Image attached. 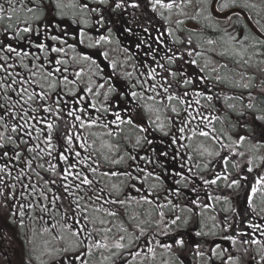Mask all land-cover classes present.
Returning a JSON list of instances; mask_svg holds the SVG:
<instances>
[{
	"label": "snow or ice",
	"instance_id": "1",
	"mask_svg": "<svg viewBox=\"0 0 264 264\" xmlns=\"http://www.w3.org/2000/svg\"><path fill=\"white\" fill-rule=\"evenodd\" d=\"M19 6L24 8L25 5L23 0H17ZM8 7L5 8L3 3H0V20L12 19V14L15 13L16 7L13 6L12 0H7ZM191 0H147V7H149L152 12L158 13L162 18L165 17V12L171 13L173 9L179 10L183 13V6L185 4H190ZM198 3L202 5L201 11L215 10L218 12H226L228 9L235 6L236 0H198ZM219 4L217 9L216 5ZM30 7H26L27 12L33 14L35 20H41L44 14H50L52 18L56 16L63 17L67 15L65 12L66 8H72L73 15H78L79 13H84L88 16H94L95 22L93 25V31L99 28H104V34H97L95 37L88 34L84 28L77 30L73 39L76 43L69 44L67 41V31L64 29L60 30L59 34L49 33L47 37H44V34L40 31L39 27L33 28L30 25L22 29L24 33H30L33 35L40 36L42 42L35 43L34 47L39 51L40 54H34L31 51L33 45L30 43L28 49L19 48L13 46L12 44H5L3 41H0V94H2V100H0V128L4 129V133L11 131V133L16 134L8 135L7 141L15 145L12 157H9L8 152L0 153V156L12 159L14 157L15 161L21 162V156L23 153H28L29 155L24 157L22 160L23 167L19 168L15 180L20 183L21 188L26 191H21L19 195L23 198L26 195L32 197L25 205H19L17 211L9 213L10 217H16V220H13L12 223H16L17 227H24V217H25V207L28 211L34 212L37 209L38 218L43 219V216L40 214L47 213L55 222L51 227H45L44 232L49 231H58L63 230L68 232L72 237L77 240V247L79 243L84 244V256H89L92 254L93 249L100 250L106 249L110 250L112 248L117 250H123L127 247H130L135 241L139 240L141 236H144V229L140 228L139 225L135 227L139 229V235L133 236L129 234L125 236L120 234L118 238L113 239L112 243L109 244L110 236L114 227H117L109 219L102 218L101 214L104 217L115 218L119 215L118 209H124L132 201L137 203L143 202L146 204H152L153 199H149L147 195H140V199L136 200V197L131 196L129 193L123 192L122 184H111L100 186V181L96 180L95 177H123L127 180H136L139 181L140 187H137L136 184H130L128 187L132 188L138 194L141 193L144 188L145 183L151 177L157 184H153L151 189H154L158 186L159 183L163 182V177L161 173L167 175H175L179 177L174 181L175 185H180L182 182L189 180V177L185 176L183 171L169 170L168 168L161 166V172L146 171L144 168L137 167V175H133L131 171L125 169L122 172L115 170L108 171H99V161L94 160L93 157L88 155H82L81 151H76V148L84 150L87 152L92 145L88 142V137L84 135L82 130L91 129L93 127H100L106 129L107 131L103 135H118L122 129L119 128V125L127 124L132 126L134 129H138L139 132L147 133L148 128L144 127L140 123H136L137 118L143 119L140 113L136 112V109L140 108V104L137 102L138 97L143 98L144 92L147 91L151 95L147 96V99L158 103L165 107V109H170L172 113H175L176 116H180V111L173 103V101L178 102L181 105L188 104V107H191V104L188 102L187 97L189 96V91L187 90L188 86L195 83V79L190 77L183 68H177L176 70L168 69L171 76V80L166 77H161L163 82L156 81V69L152 68L147 72V76L150 78L145 79L143 76L137 78V83L131 85L133 88H140L141 92L125 90L120 92L117 88L112 85L111 81L114 78L116 73L117 64L113 61L110 65L112 69V74L104 79L103 83L95 84L97 89L105 88L107 84V90L104 95V99L108 100V94H116V100L112 102V105L109 107H101L97 109L101 115H87L88 109L82 108L79 106V103L82 102L85 97H77L76 91L79 90V84L82 83L81 76L85 73V68L83 66L77 67V65H82L84 62L88 64V68L96 67L97 71L94 75L99 76L102 71L99 68V65L92 55H89L87 52H82L71 57H67V51L71 50L72 52L76 51L77 44L83 45L86 41H91L87 47L96 48L103 44H108L111 42V26L104 27L107 23L105 19V11L115 13L117 10L124 11L128 8L139 9L141 7L139 0H95V5L90 6L89 0H73V3L66 4L65 0H28ZM211 16V11L209 12V17ZM208 18V17H206ZM226 19L229 24L232 23L231 17L226 16ZM239 19V18H237ZM79 23L80 21H75ZM85 25L88 24L87 20H84ZM181 23V21H177ZM257 24H260V21H256ZM53 28H59V25H51ZM11 27L9 24L5 28V35H7V28ZM127 31L131 32L132 28L128 27ZM170 32V30H169ZM258 35L248 36L245 35L242 40L237 41L241 45V49L232 52L234 56L243 57L247 52V48L244 47L245 41H252L251 47L256 48L257 46L264 47V26H261L258 29ZM16 39L20 37L15 36ZM229 39L236 41V36L229 34ZM56 42V43H50ZM187 43L191 44L192 41L188 40ZM209 45H213L216 41L209 39L207 41ZM126 51V50H125ZM227 50L221 52L220 55H227ZM264 54V53H262ZM97 55L103 56L107 59V52L100 51ZM187 55L191 57L193 52L187 51L180 54L179 57L175 55L167 57L169 64H175L176 60L183 59V56ZM196 55H200L199 52ZM131 58V57H129ZM69 60L72 61V65L69 64ZM190 64H196V60H190ZM243 63L248 64V60H243ZM161 68H164V65H160ZM226 67V65H222ZM19 69V70H17ZM216 69H213L215 71ZM203 72V69H200ZM70 75L73 77L70 79ZM129 77L133 75L132 72L127 73ZM180 76V79H175L177 76ZM196 79H204L203 77H197ZM227 78L216 76L217 81H224ZM252 78L248 79V82L245 81V77L241 75L239 82L232 84L233 87L251 89L254 85L251 82ZM152 81V82H150ZM154 82V83H153ZM94 81L89 79L88 84L85 85L83 91L87 94L93 93V87L91 86ZM177 86L183 85L184 89L176 94L173 89V84ZM57 88H60V91H56ZM55 92V95H53ZM11 93V95H9ZM99 95V91L95 93ZM196 96H203L207 101L211 102L214 99L215 94H207L205 92L197 91L194 93ZM71 96L74 98L73 103L75 106L69 104V102L63 99V96ZM259 95L264 96V80L260 82L259 85ZM216 99H220L219 95H215ZM243 97L236 96H223L225 101L242 99ZM249 103L246 105L247 109L252 110L253 120H259L264 122V115H256V106L252 102L253 96L251 91L248 93ZM38 104V107H33L32 105ZM121 102L126 105L120 111H113V106L120 108ZM197 105L200 104V100L195 101ZM65 105V108H61V105ZM134 105V106H133ZM27 106V107H26ZM91 108L96 109V104H91ZM229 108H234L235 105L228 104ZM29 108L31 112L36 113V115L29 114ZM145 108L148 111L155 110L159 112V108L153 109L152 105H145ZM121 111L124 113L122 117ZM199 111L198 109L196 110ZM111 113L115 119L110 122H106L103 113ZM135 113V115L133 114ZM63 115L71 118L75 121L73 123H64V131H60V121L63 120ZM244 115V113H241ZM159 116H157V121H159ZM196 119H199L201 123L207 122L206 126L210 131L203 130L197 127H192V122ZM218 119V117L212 115L209 119L208 116H192L191 113L185 109V118L181 121L180 125L177 127V132L179 135L170 136L171 145L175 146L179 141L184 140L186 137L184 133L186 130L190 133L191 137L201 136L210 138L213 141H218L219 137L214 135L216 129L212 127V121ZM35 123H32V122ZM11 122V123H10ZM147 123H152V121H146ZM109 124L116 125V129H111ZM166 125L163 123H157L156 128L163 132L165 135H168L165 132ZM28 129H31L29 131ZM33 132L37 133L36 136H33ZM92 135H97V133H92ZM27 136L28 139H24ZM41 136L43 139L41 140ZM54 137L56 140H62L66 149L67 154L64 151H58L57 145L54 143ZM248 137L240 136L238 140L233 143L236 145L242 144ZM231 139V137H229ZM17 140L19 142H17ZM141 140H145L148 144H151L152 141L147 139V136L136 138V144H140ZM36 141H41L44 147H41V143ZM93 143H95L93 141ZM23 144L25 147L21 150L20 145ZM5 147V136L0 134V148ZM109 149L112 148V145H107ZM181 148L189 147V145H180ZM201 148L203 145L200 146ZM232 145L221 144V148H231ZM154 151V150H153ZM53 152L57 153L56 158L59 161H64L67 165L66 167H59L58 165L50 162L49 159L45 157L52 158ZM208 155L220 156L219 152H211L208 149H204L200 154L204 153ZM162 157L167 158L168 153L162 152L160 154ZM238 155L243 156L244 153L240 152ZM74 156L75 161L70 160V157ZM128 158L133 162L136 161V156L129 155ZM178 153L173 155V159H178ZM149 164H156V159L142 157ZM264 160V157L261 158ZM104 160L112 165H118L124 162V156H120L116 159L109 160L108 156H104ZM43 161V162H41ZM91 161V163H89ZM222 163L224 166H227V159L222 158ZM251 163V160L249 161ZM184 167L183 165L181 166ZM238 167V165H236ZM27 169V171H26ZM41 170L48 175V179H45L41 175ZM189 173L192 172L191 168H188ZM248 172H252L253 169L249 167ZM0 173H5L8 176L12 175V168L9 167V164L5 163L3 166H0ZM89 173L92 174L93 178H89ZM33 174L38 180L33 182ZM55 176V179L53 178ZM71 178V179H70ZM203 179V178H201ZM228 180L227 175H216L212 180H204V184L215 185L218 180ZM28 181L29 183L25 184L23 181ZM57 180H60V184L57 185ZM6 181L3 176H0V184L6 185ZM39 183L41 186L37 188L36 184ZM240 181L238 179H232L229 187L239 186ZM264 175H261L256 178L255 183L251 186V194L248 198V203L251 206L253 212H255V205L252 204V200L255 197L258 191L264 192ZM16 184H12L9 187L8 191L12 194L13 202H15V193L12 192L15 189ZM187 187V183H185ZM58 188L59 192L54 193L53 189ZM195 191V188L192 189ZM170 191L175 195H179L181 192L180 187H175ZM2 195V193H0ZM123 196V198H122ZM219 199V198H217ZM198 201H193V204H197ZM168 205H171L173 209L177 208L178 205H173L172 200H167V204L161 205L157 202V208H164ZM6 206V205H5ZM209 207V205H205ZM189 212L192 211L191 208L188 209ZM55 212L59 219L52 216V213ZM159 221L158 224H162L164 229L161 231V235H169V230L173 226L178 227V222L181 221L179 215L174 216L170 221L164 219L165 213L161 210L158 213ZM8 219V217H5ZM61 220L63 223H61ZM71 220V223L68 221ZM99 223L101 226L97 228L96 225ZM184 223H187L185 220ZM111 225V226H106ZM249 227L255 229V232L250 233H240L241 236H249L250 239L241 240L242 245L248 246H259V249L256 251V255L252 257L253 261L256 260V257H259L261 262H264V225L259 224H249ZM120 233H128V229L123 227L121 224L118 228ZM259 233V236H257ZM202 233L197 232V235ZM58 240H63L62 235H57L55 237ZM231 240L233 244L236 243V239L233 237H227ZM157 245L161 248L171 251L173 246L176 248H182L185 244L184 239L178 238L174 241L173 244H160L157 240L155 241ZM217 248L219 245L216 246ZM200 245H196L197 255L203 256L204 253L199 250ZM63 251L67 252L68 249L64 248ZM245 254H248V248H244ZM116 253H113L115 255ZM147 254H152L155 256L154 248L151 246L147 247ZM213 255H216L215 249L212 251ZM135 255H140V252L137 251ZM77 259H80V264H87L86 259H81V255L78 253L76 256ZM109 259V257H105ZM228 260L232 264H237L239 257L229 256ZM24 264H29L27 260L24 261ZM167 264V262H166Z\"/></svg>",
	"mask_w": 264,
	"mask_h": 264
},
{
	"label": "flooded vegetation",
	"instance_id": "2",
	"mask_svg": "<svg viewBox=\"0 0 264 264\" xmlns=\"http://www.w3.org/2000/svg\"><path fill=\"white\" fill-rule=\"evenodd\" d=\"M140 5L142 6V4ZM130 10L134 12H130ZM146 12H148L150 16H146ZM105 14L107 15V17H105L107 23L104 27H108L110 25L111 31L113 29L115 33V35L113 34V37H110L111 42L106 44V47L99 46L96 48H89L87 45L92 42L86 41L83 45L77 44L76 53L74 52L75 55L82 52H87L89 55L93 56V59L97 61L99 68L102 71L100 72L99 76H96L94 73L97 71V69L95 66L92 67L93 79L96 81L94 82L95 84L103 83L104 79L112 74V69L110 67L111 63L115 61L118 65L121 60L125 64L129 63L128 65L130 68L135 70L134 76L132 78L124 76L123 72H120L116 69V72H118L120 76L121 73H123V77L126 78V80H124V78L121 79L127 83V88H124L123 91L127 89L129 91H137L138 93L141 92L140 88H133L130 84H136L137 78L141 76L150 80V78L147 76V72L152 68L156 69V81L159 82H163L161 77H166L167 79L171 80L172 78L167 70H176L180 67H182L184 72H186L190 77L195 79V83L188 86L187 88L189 91L187 100L191 104V107H188V104L181 105L178 102L173 101L180 111V116L178 117L175 113H172L170 109L166 110L164 106L158 103L154 105L153 101L148 100L147 96L151 95V93H148L147 91L144 92V96L141 98L144 103L140 99L137 100V102L140 104V108L139 110H136V112L140 113L143 119L137 118L136 123H140L144 127L148 128L151 132L156 133L153 138H158L159 141L158 143L153 144V140H151L152 143L148 144L145 143V140H141L143 143L140 142V147H127L129 149L130 155L136 156V161L133 162L128 157L124 158V165L122 167H117V169H119L120 172L127 169L135 176L137 175V167L144 168L146 171L160 173L161 166H164L170 170L174 165H179L180 169L183 170L184 175L189 177V180L182 182L180 185H175L174 181L179 179V177L161 173L163 177L162 183H159L156 188L149 191L153 184L158 183L150 177L145 183L141 193L138 194L132 188L128 187V185L136 184L137 187H140L139 181L127 180L122 177L124 180H127V182H125L124 189L126 193L136 197V200L140 199V195H147L149 199L154 200L152 204H146L143 202L137 203L136 201H132L135 203L133 209L135 207L140 208V210L138 209L137 211L131 209L128 211L126 209L128 206L131 207L132 202L129 203L126 208L118 209L119 215L117 217H120L121 219L118 224H122L123 227L128 229V233H124L123 235L128 236L131 234L134 239L135 236L139 235V229L135 227L136 225H139L140 228L144 229L145 235L141 236L140 239L135 241L130 247H127L123 250H117L114 248L110 250L93 249L92 254L89 256L83 255L84 244L79 243V246H76V250L61 253L56 256L57 260H53L48 264H80V259L76 258L78 253L81 255V259H86L87 264H97L99 262H107L108 260H113L114 264H166V262L167 264H232V262L228 260L229 256H238L239 261L237 264H264V262L259 260L258 256L256 257L255 261L252 259V257L256 255V251L259 249V246L242 245L240 242L241 240L250 239L249 236H241L240 233L255 232V229L249 227V224L264 225V192L258 191L252 200V204L255 205V212L252 211L251 206L248 203V198L251 194V186L255 183L256 178L263 174L258 172H248L246 170L247 172H244L241 175L237 174L234 177V179H238L240 181L239 186H233L230 188L226 186L228 189H224L222 186H219L218 190H220V192H216V187H212L216 185H210V187L203 185L204 180L214 179L213 175L204 177L203 175L187 174L184 172L188 162H191L193 158L192 152L189 149L190 146L181 148L180 145L187 144H179V142L175 146L168 144L171 143L170 136L178 135L177 133H174V131H177V127L185 118V109H187V111L191 113L192 116H208L209 119L212 115L216 117L223 116L225 117L224 120L226 122L231 121L237 124L240 121L244 123L241 125V127L244 129V133L249 139L254 140L252 144H264V122L255 120V124H253V120H250L249 116L247 115L248 111L243 109L241 101L238 102V99H236L237 102L231 103L235 105V107L228 109V100L225 101L223 99V96H228L227 90H225L220 83H217V85L214 83V85L211 86L210 82L208 81L210 80L209 75L212 74V68L216 66L217 68L221 69V66L226 65L227 63L225 61L219 60L218 64L220 65H218L217 61L203 59L198 60L196 64H190L189 61L195 59H193V56L189 57L184 55L182 60L178 58L175 64H169L167 57L173 55L179 57L181 53L187 51L195 53V50L198 47H195V43L192 40L191 45L189 44L188 47H180L178 45L179 35H175V30L177 28H175L176 24L171 22L174 19L172 15L169 19H165L162 18L158 13H154L152 11L149 12L147 9L142 7L139 9L128 8L115 15H113L112 12H107ZM155 18H157L158 22L155 21ZM5 20L6 19L0 20V31L2 33L0 34V41H3L5 44H12L13 46H17L19 48H25L24 41L20 40V38L16 39L15 36L9 34L14 32L12 27L7 28V35H5V28L9 25L8 23L4 25ZM79 23H68L65 20L57 18V16L55 18L49 16L45 24L48 29H45L43 32L46 34H59L60 30L64 29L68 33L66 37L68 43L73 44L76 43L73 37L75 36L77 30L82 28ZM51 25H59V28H53ZM128 27L132 28L131 32L127 31ZM85 31L94 37L97 34H104V28H101V30L96 29L95 31L88 28ZM173 35H175V37H172ZM47 36L48 35L45 37ZM35 38L38 43L42 42V38L40 36ZM50 43L54 44L56 42ZM104 50L108 54L107 59H105L103 56L97 55L98 52ZM200 50L202 51V49ZM68 57L69 56H67V58ZM122 57L124 58L121 59ZM120 64L122 65L121 62ZM160 65H164V68H161ZM137 66H140V71L137 69ZM200 69H203V72H201ZM113 75L114 78L112 79L111 83L116 87V81L118 78L115 77V74ZM197 77H203L204 79H196ZM131 78L133 81H130ZM80 79L82 83L79 84V90L76 95L77 97L84 96L85 99L79 103V106L88 109L87 115H101L97 109H100L102 106L109 107L112 105V102L116 100V94H108V100L104 99V95L108 87L107 84L103 89H97L95 85H93V93L87 94L85 91H83V89L88 83L83 80V75ZM175 79L179 80L180 76L178 75ZM183 89V85L177 86L174 83L173 89L171 91L179 94ZM97 91H99V95L95 94ZM118 91L123 92L121 90ZM197 91L205 92L207 94L219 95L221 98L216 99L214 95V99L209 102L203 96H196L194 93ZM64 96L66 97L65 100H67L70 105L75 106L73 103V97L67 95ZM236 96L242 97L238 94ZM197 99L200 101L204 99V101L207 102V105L195 106V101ZM93 103L96 104V109L90 107V105ZM145 105H152L153 109H160L158 113H160L165 119V132H167L168 135H165L161 131H157V128L156 131L153 130L152 125L147 124L146 121H148V115L142 108L145 107ZM125 106L126 105L121 102L120 108L113 106L112 110L120 111ZM197 109L199 110L198 112L196 111ZM150 112L153 116H156L155 113L152 111ZM241 113H244V115H241ZM133 114L135 115V113ZM226 114H228V118L226 117ZM103 115L106 122H110L115 119V117L110 112L103 113ZM121 115L122 117L124 116L122 111ZM169 117L173 123L171 126L168 125L169 121L166 119ZM206 124V121L201 123L199 119H196L192 122L191 126H199L200 128L204 127ZM125 125L126 124L119 125V128L122 129V132L125 131L123 129ZM109 127L111 129H116V125L109 124ZM98 128L103 129L100 127ZM93 130H97V127L84 129L82 131L86 135H89V133H91ZM142 135L144 136V133ZM149 138L150 137L147 136L148 140ZM123 139L126 144H129V142L132 144L131 141L126 140V137ZM89 144L92 143L89 142ZM159 144H164V146H166L162 149V152H167L169 154L167 158L156 160V164H149L146 160L142 159V157H156V155L152 154L151 151L152 149L155 151H157L158 148L161 149ZM177 153L179 158L174 160L173 155ZM182 165L184 166L183 168L181 167ZM221 166L222 163H218L217 169L221 168ZM112 169H115V167H112ZM185 183H187V187H185ZM175 187L181 188V192L178 196L170 191ZM193 188H195V191L192 190ZM169 199L172 200L173 205H178V207L173 209L171 205H168L162 209L157 208V202L161 205H165ZM193 201L198 202L197 204H193ZM205 205H209V207H205ZM216 207H219V210H217ZM189 208L192 209L191 212L188 211ZM149 210H151L158 217L159 211L162 210L165 213V217L169 219L168 221H170V219L174 216L179 215L181 217V221L178 222V227L173 226L172 229L169 230V235H161L160 233L164 229V226L162 224H158L160 218L157 221H154V219H152L151 222L148 221L147 213ZM208 210L211 211L210 214L208 213ZM122 217L125 220H123ZM115 218H111V221L116 225L117 222ZM137 220L139 221L138 224L135 223ZM185 220L187 223H184ZM96 227L100 228L102 226L96 225ZM113 229H115V227ZM213 229H216V232H213ZM197 232L202 234L197 235ZM109 236V240H111V238H118L119 235L117 232L112 230V233H110ZM230 236L236 239L235 244H233L231 240L227 239V237ZM257 236H259V233H257ZM181 237L185 241L184 246L182 248H176L174 245L171 251H167L155 243V241L158 240L160 244H173L176 239ZM77 243L78 242L76 241V244ZM196 245H200L199 250L204 253L203 256L197 255ZM217 245H219L218 248L216 247ZM148 246L154 248V257L152 254H147ZM245 247L248 248V254H245L244 252ZM213 249H215L217 253L216 255L212 254ZM137 251L140 252V255H135ZM113 253L116 254L113 255ZM105 257H109V259H105Z\"/></svg>",
	"mask_w": 264,
	"mask_h": 264
},
{
	"label": "trees",
	"instance_id": "3",
	"mask_svg": "<svg viewBox=\"0 0 264 264\" xmlns=\"http://www.w3.org/2000/svg\"><path fill=\"white\" fill-rule=\"evenodd\" d=\"M195 0H191L190 4H185L183 6V11L185 12V14L187 15V17H185V19L180 20L181 23H177V21L172 20L171 22H174L176 24L177 28L175 30V35H179V42L178 45L180 47H185V46H189V43H187L188 39L192 40L193 39L198 42L200 45L204 44V45H209L207 43V41L209 39L216 41L215 44L213 45H209L206 47L209 48H217L219 51L220 50H225L227 49L228 54L224 55V56H219L220 52L216 53L215 55L211 56L212 57V61H217V64L219 63V59L220 61H225L226 67H222L217 68L216 66L214 68H212V74L209 75L210 80H208L212 85H214V83L217 85V83H220L221 86H223V88L225 90H227L228 92V96H232V95H236L238 93H242L243 95H245V97H248V93L249 91H251L252 96H253V100L252 102L255 104L256 106V114H262V112H264V96L259 95V85L260 82L262 80H260V76L259 73H261L264 76V47L261 46H257L256 48H252L250 45L252 43V41H245L244 43V47L247 48V52L245 53L243 60H248L249 63L245 64L243 63V60H241V57L239 56H234L230 53L237 51L236 48H238V50L241 49V45L237 42L239 40H242L243 37L245 35L248 36H252L255 35L246 25V22L244 20V18L242 17V15L240 14H233L231 15V21L232 23L229 24L226 18H220L217 16H214L211 14V16L209 17V12L210 9L208 10H204L201 11V7L202 5H200L198 3V0H196L197 4H199L200 10L195 7H193V3ZM193 2V3H192ZM0 3H3L5 8L8 7V3L7 0H0ZM12 3L14 5V7H16V11L15 13L12 14V19L9 20L7 19V17L5 18V22L4 25L6 23L10 24L11 27L13 28L12 30H14V32L9 33L12 36H19L20 40L24 41L25 44V48L24 49H28L29 48V44L31 43L33 45V47L31 48V51L34 54H39V52L36 50V48L34 47L35 43H38L36 41L35 37H38L37 35H33L30 33H24L22 31V29L26 26H31L33 28H37L39 27L40 31L44 34V37L48 34L44 33L43 31L46 29H48L46 27V21L48 19L49 16H51L50 14H44L43 18L41 20H35L33 18V14L27 12L26 7H30L31 5L28 4V0H23V3L25 5L24 8H21L17 2V0H12ZM66 4H71L73 3V0H65ZM90 6H94L95 5V0H89ZM139 3L142 4V8L147 9L149 12H151L152 10L147 7V0H139ZM235 6H243L245 9H247V11L249 12V14L252 16L255 24L260 28L261 26H264V0H236ZM73 9L72 8H66L65 12L67 13V15L60 17L57 16V18L61 19V20H65L68 23H74L76 24L77 22L75 21H80V25L82 26V28H84V30L89 29H93V25L95 22V17L94 16H88L84 13H79L78 15H73ZM108 11H105V13H107ZM120 10H117L115 13H112L113 15L120 13ZM202 15V16H201ZM105 17H107V15L105 14ZM165 17H167L166 19H169L170 16L168 15V12H165ZM208 17V18H206ZM239 18V19H237ZM84 20L88 21V24L85 25L83 23ZM259 20L260 24H257L256 21ZM84 25V26H83ZM98 30H101V28H99ZM16 31V33H15ZM18 31V34H17ZM50 31V30H49ZM51 32V31H50ZM243 32V35H240V33ZM111 37H113V34L115 35L113 29L111 31ZM176 33H180V34H176ZM0 34L1 31H0ZM229 34L236 36L237 41L231 43L230 39H229ZM175 35H173L172 37H175ZM184 38V40H183ZM195 43V42H194ZM27 44V45H26ZM191 45V44H190ZM102 47H106V44L101 45ZM109 46V45H108ZM23 48V47H21ZM198 48V49H197ZM195 50V53H193V59H195L196 61L198 60H203L202 59V53L204 52L203 50H200V47H197ZM105 52V50H104ZM199 52L200 55H196V53ZM76 53V51H75ZM75 55L74 52L72 51H68L67 52V56L71 57ZM67 58V57H65ZM182 60V59H180ZM69 64L72 65V61H69ZM236 65L237 67H240L241 71H243L241 74L237 75L236 77L233 75V73L231 72V70L233 71L234 68H231L230 65ZM220 65V64H218ZM77 67H79V65H77ZM213 69H216L215 71H213ZM19 70V69H17ZM236 71V70H235ZM85 74L87 75L88 72L85 68ZM221 76V77H225L227 78L224 81H217L216 80V76ZM241 75H243L245 77V81L244 82H248L249 78L251 79L252 84L254 85V87H252L251 89H243V88H238V87H233L232 84L235 82H239L241 79ZM115 77L119 78V79H123L118 72L115 73ZM132 85V84H130ZM56 91H60V88H57ZM55 92H53L54 94ZM232 94V95H229ZM9 95H11V93H9ZM239 97V96H237ZM63 98H65V96H63ZM138 99H140L143 103L144 101L138 97ZM0 100H2V94H0ZM249 100V98H248ZM41 102H37V104L32 105L33 107H38V104ZM154 103V102H153ZM249 103V102H248ZM247 103V104H248ZM157 103H154V105H156ZM247 104H243V106L245 108ZM207 105V102L204 101V99H202V101H200L199 106H205ZM195 106H198L195 103ZM27 107V106H26ZM65 105H61V108H65ZM143 109H145L146 114L148 115L149 118H153L154 121L155 118L152 115V113L150 111H147L145 107H142ZM252 111V110H250ZM29 114L30 115H36V113L31 112V109L29 108ZM228 114H226L227 117ZM228 118V117H227ZM169 122L168 125L171 126L173 125V123L171 122V118H166ZM225 117L223 116H218V119L212 121V127H214L216 129L214 135H216L217 137L219 135H221L223 142L225 143L224 137H225V133L229 132V131H234L237 130L238 132H241L242 130H240L241 128L236 125V123H233L231 125L228 124V122H226ZM222 120V121H221ZM250 120H253V118L251 117ZM69 121V122H68ZM217 121H219L218 123H216ZM68 122V123H73V120H71V118L67 117L66 115H63V120L60 121V131H64V123ZM11 123V122H10ZM203 130L206 131H210V129L205 125L204 127H200ZM123 129L125 130L124 132L120 131V133L118 135H112L109 136L111 141L114 142L115 144H112L114 149L117 151H121L124 152V157L127 158L128 157V151H127V147L131 146L130 142L129 144H126V142L124 141V137H128V140H132L136 137V135L139 133L138 129H134L132 126L130 125H125L123 127ZM152 129L156 131V128L154 126V124L152 125ZM30 131V129H28ZM107 131V130H106ZM157 131H159L157 129ZM174 133H177L179 135V133L177 131H174ZM0 134H4L5 136V147L4 148H0V153L2 152H8L9 153V157H12L13 155V151L15 148V145L13 143H10L7 141V136L8 135H13L15 136L16 134L11 133V131H8L7 133H4V129L0 128ZM37 133L33 132V136H36ZM185 135V139L179 141V144H187L189 145V149L192 152L193 158H195L197 160V164L194 167L193 164L192 166H190V168H193L192 170L194 171L195 174H203L204 177L207 176V174L209 173L211 166H210V162L212 161V157L206 154L201 155L200 151L198 150V146L201 143L204 142H208L209 140L212 141L213 143H216L215 141L211 140L210 138L207 137H201V136H195V137H191V139H188L187 137L190 136V133L186 130V132L184 133ZM140 136L141 135L140 133ZM24 139H28L27 136L24 137ZM43 139V137L41 136V140ZM94 141H101L100 139H98L97 137H94L93 139ZM159 139L158 138H153V144L158 143ZM17 142H19L17 140ZM37 143H41V141H36ZM141 143H143L141 141ZM147 143V142H145ZM171 144V143H168ZM57 145V150L58 151H64L65 153L67 152V149L65 147L64 144H56ZM92 147L87 151L83 152L82 155H88L90 154L94 160H98L99 161V171L103 172L100 164H106L107 162L104 160V156H106V152L105 150H102V145L103 144H97V142L95 144H91ZM214 148L216 150H220V146L221 144H213ZM227 145V144H224ZM25 147V145L21 144L20 145V149L22 150ZM41 147H44V145L41 143ZM195 150H194V149ZM237 149H242L239 148L238 146L236 147ZM230 149H232L233 151H235L233 154L231 155H227L226 159H227V168L231 173H236L237 172V168L235 166V162L232 160L233 157L237 154L236 150L234 149V147H231ZM76 150V149H75ZM231 150V151H232ZM28 153H23L22 152V156H21V162H17L15 161L14 157L12 159H7L4 158L2 156H0V166H3L5 163L9 164V167L12 168V175L8 176L5 173H0V176L4 177V180L7 182L6 185L4 184H0V193H2V195H0V214H1V210L4 209L8 219H6L5 223L12 228V230L15 232V239L17 241V243H20L21 246V253H25L26 256H31L32 258L34 257L33 255H30V250L32 248V244L33 241L35 239H37L36 235L37 233H47L50 235V237H53L54 239H56L55 237L57 235H63V233L66 231L63 230H54V231H49V232H44L43 229L45 227H51V225L55 222L47 213L44 214H40L43 216V219L38 218L37 213L39 212V210L37 209L34 212H30L27 210V208L25 207V217H24V227L20 228L17 227L16 223H12L13 220H16V217H10L9 213L17 211L19 208V205H25L28 203V201L30 199H32V197H28L27 195L25 197H21L19 195V193L21 191H26L25 189L21 188V185L19 182H17L15 180V177L17 175V172L19 170V168L23 167V163L22 160L24 157L28 156ZM57 153L53 152V158H48L45 157V159H49L51 163L53 164H57L58 165V171H59V167L60 164L58 162V159L56 158ZM157 157H159L158 155H156ZM43 162V161H41ZM161 162V161H160ZM89 163H91V161H89ZM108 164V163H107ZM110 165V164H109ZM197 168V170H196ZM27 171V169H26ZM223 172H220V175H222ZM41 175L44 176L45 179H48V175L47 173L43 172L41 170ZM53 178L55 179V176H53ZM89 178H93L92 174L89 173ZM104 177H95L96 180H100L103 179ZM38 180V178H36L33 174V182L35 183ZM104 180H115L113 178H108L105 177ZM121 181L127 182V180L124 179H119ZM120 182V181H119ZM219 182H221L220 180L217 181L216 184H218ZM23 183L27 184L29 183L28 181H23ZM12 184H16L15 189L12 190L13 193H15V202H13L12 199V194L9 193L8 189L9 187H11ZM60 184V180H57V185ZM106 185V184H105ZM211 184H208L207 187H210ZM37 188H39L41 185L39 183L36 184ZM223 187V186H222ZM54 193H58L59 189L58 188H54L53 189ZM6 205V206H5ZM135 203L132 202L131 203V207L128 206L126 209L129 211L130 209L133 210ZM134 209L136 210H140V208L135 207ZM53 217H56V219H59V217L56 215L55 212L52 213ZM123 220H125L122 217ZM69 223H71V220L68 221ZM61 223H63V221L61 220ZM65 239V238H64ZM63 240H58L60 241V252L59 254L65 252L63 251L64 248L66 247V242ZM15 241V242H16ZM36 241V240H35ZM4 244V243H3ZM2 244V245H3ZM22 244V245H21ZM28 244H30L31 246L29 247ZM6 247V246H5ZM4 250V248H3ZM4 253L6 254V256H9L10 253L8 252V247H6V250H4ZM9 264V262H8Z\"/></svg>",
	"mask_w": 264,
	"mask_h": 264
},
{
	"label": "rangeland",
	"instance_id": "4",
	"mask_svg": "<svg viewBox=\"0 0 264 264\" xmlns=\"http://www.w3.org/2000/svg\"><path fill=\"white\" fill-rule=\"evenodd\" d=\"M130 12H134V11L130 10ZM146 16H150L148 12H146ZM172 16H177L176 18L179 21L183 20V19H185V17H187L185 15L184 11H183V13H181L177 9H175V12H172ZM182 16H184V17H182ZM152 19H154V18H152ZM147 20H149V19H147ZM155 21L158 22L157 18H155ZM231 43H233V42H231ZM236 49L238 50V48H236ZM226 50L227 49H225V51ZM123 58L124 57H122L121 59H123ZM120 62L122 63V65L120 64ZM120 62L117 65V70L120 72H123L124 76H126V77H129L127 75V73L132 72L133 75L131 77L133 78L135 70L133 68H130V66L128 65L129 63L125 64L122 60ZM85 65L88 66V64L86 62H85ZM137 69H139V71H140V66L139 67L137 66ZM123 73H121V77L124 78V80H126V78L123 77ZM132 78H131V80L130 79L129 80L133 81ZM124 80H121L119 78L117 79L116 87L118 88V90L123 91L124 88H127V83ZM136 110H139V109H136ZM152 112L155 113L156 117L159 116L160 119H159L158 123L165 124V119L160 113L156 112L155 110H153ZM240 123H241V125L244 124L242 122H240ZM152 134H153V132L150 131V133L149 132L144 133V136H150ZM84 135L88 136L85 133H84ZM99 136L103 141L97 140V144H103L102 150L108 151V154L106 156L109 157V160L113 159L114 158L113 150H112V148L109 149L107 147V145H109V144L111 145V143L109 142V140L107 138V135H103V133H99ZM240 136H242V133H240L238 131L232 132L230 134L231 140H233V141L238 140V138ZM242 144H243L244 148H246L247 150L242 152L246 155H244V156L238 155L237 156V158H238V173L241 175L244 172H247L246 170L249 167H251L253 169L252 172H258V173L264 175V160L261 159L262 157H264V144L255 145V144H252L250 142H243ZM201 145H203L202 148L200 147ZM159 146H161V149L158 148L157 151H155V150L153 151V149H152V151H151L152 154L159 156V157L154 156L156 160H161L164 158L160 154L162 153V149L166 146H164V144H159ZM198 148H199V150H204L206 148L209 151L211 150V152H213V153L215 152L213 147H211L212 149L207 148V146L205 144H200L198 146ZM116 154H117V152H116ZM213 156H214L215 161L212 162V167L210 169V173L216 172L217 164L219 163V160L221 157V155L220 156L213 155ZM73 158H75V157H73ZM250 160H251V163H249ZM62 167H65V165L63 164ZM170 170H175L177 172L183 171L180 169L179 165H174ZM184 172H186V171H184ZM213 176H215V174H213ZM103 182L107 185L109 182H113V180H103ZM228 185H229V183H228ZM228 188H230V187L228 186ZM228 188L226 187L225 189H228ZM263 200H264V196H263ZM5 217H7V214H6L5 210L2 209L1 214H0V264H8V262H9V259L7 258L6 254L4 253V250H6V247H8V252L10 253V264H24L25 260H27L29 262V264H35L36 262H37L36 264H38V263L39 264H48L53 260H57V257H56V256H58L57 253L60 252V241L54 239L53 237H50V235L47 233H37V235H36L37 239H35L36 241L35 240L33 241L32 248L30 250V255H33L34 256L33 258L31 256H26L25 253H21L20 243H17V241L14 237L15 232L12 230V228H10L5 223V221H6ZM102 218L109 219V218L104 217V216H102ZM147 218H148L149 222H151L152 219H154V221H157L159 219V217L156 214H154L151 210H149V212L147 213ZM164 219L166 221L169 220L166 217H164ZM116 222H117V224H116L117 227H115V229H113V231L117 232L118 235L124 234V233H120L118 231V228L121 224L120 225L118 224L119 221H116ZM135 223L138 224L139 221L137 220ZM97 224L100 225L99 223H97ZM106 226H111V225H106ZM102 227H104V226H102ZM212 231L216 232V229H213ZM63 235L65 238L64 241L66 242V247L69 248L70 250L75 249L77 246L76 238L72 237L68 232H66V233L64 232ZM113 239H116V237L111 238V240H109V244H111V241H113ZM2 244H3V247H1ZM28 246L30 247L31 245L28 244ZM3 248H4V250H3ZM97 264H114V263H113V260H108L107 262H102V263L99 262Z\"/></svg>",
	"mask_w": 264,
	"mask_h": 264
},
{
	"label": "water",
	"instance_id": "5",
	"mask_svg": "<svg viewBox=\"0 0 264 264\" xmlns=\"http://www.w3.org/2000/svg\"><path fill=\"white\" fill-rule=\"evenodd\" d=\"M214 2H215V0H214ZM235 11H240V12L244 15L245 20H246L248 26L251 28V30H252L256 35H258V34H259V33H258V28L255 27V25H254L253 22L251 21V18L249 17V15L247 14V12L244 11L243 9H240V8H234V9H231V10L225 12V13H221V15H222V16H228L229 14H231L232 12H235ZM214 12H215V13H218V12H216L215 10H214Z\"/></svg>",
	"mask_w": 264,
	"mask_h": 264
}]
</instances>
